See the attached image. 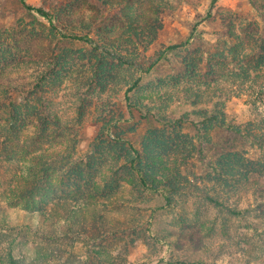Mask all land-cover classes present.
<instances>
[{"label": "rangeland", "instance_id": "374dc122", "mask_svg": "<svg viewBox=\"0 0 264 264\" xmlns=\"http://www.w3.org/2000/svg\"><path fill=\"white\" fill-rule=\"evenodd\" d=\"M26 2L55 26L0 0V230L30 226L13 256L264 264V0H218L195 30L210 0Z\"/></svg>", "mask_w": 264, "mask_h": 264}, {"label": "trees", "instance_id": "16d2710c", "mask_svg": "<svg viewBox=\"0 0 264 264\" xmlns=\"http://www.w3.org/2000/svg\"><path fill=\"white\" fill-rule=\"evenodd\" d=\"M20 3L23 5V7L27 10V11H30V12H33L34 14L44 18L48 23L49 25L51 26V28H53L55 26V18L54 16L48 12L47 10L41 8V7H37V6H33L29 3L26 2V0H19ZM218 0H210L209 2V5L206 9V13L205 15L201 16L200 18H198L195 23H194V28L193 30L196 29V27L201 24L203 21L209 19L211 17V13H212V8L214 7L215 3L217 2ZM60 36L62 37H66V38H69V39H72V40H78V41H82V42H85V43H88L94 47H97V45L94 44V41L93 39H91L90 37L86 36V35H66L64 33H60ZM186 42V41H184ZM184 42L178 44V45H181V44H184ZM178 45H170L167 47V49H172L174 47H177ZM139 80V78H136L135 81L132 83V85L130 87L127 88V92L130 90V88H132L133 85H135L137 83V81ZM9 111V114L11 116V118L14 119V121L18 122V119H19V115L18 113L14 110V109H11L9 108L8 109ZM135 151V150H134ZM136 156H132L129 160H132V159H135L138 157V153L135 151L134 152ZM135 164H137L136 162H133L130 167L131 168H135L137 169L138 167H134ZM87 167H88V164H87ZM137 173H141L140 169H137ZM142 175V174H141ZM235 175H238V174H235ZM141 183L143 184V186L145 188H151L147 185L146 183V179L142 176L141 177ZM45 181L46 184H48V180L47 178H45ZM45 183V182H44ZM246 183H249L251 184V179L250 180H243V179H240V178H236V185L233 186V188L231 187H228V186H223L224 188H226L225 190H227L229 193H232L233 196H235L234 194H240L239 191V187L237 186L238 184L242 186H245ZM255 182H253L254 184ZM259 182L256 183V185L258 184ZM252 186V184H251ZM231 188V189H230ZM45 194L48 195V193L44 190H42V188L40 187L39 183H38V180L37 181H33L31 182V185H30V189H26L25 191H22L21 193V196H24L25 197V206L27 208H31L37 201H36V198L39 197V198H44ZM239 196H237L238 198ZM214 199L213 200V203H214V206L220 204L218 203V199L216 198H212ZM39 201H45L44 199H41ZM221 202V201H219ZM244 211H241V210H238L236 211L235 209H233V213L235 216H239V215H242ZM11 228L7 229L5 228V230H3L4 232H2L0 230V244H2L0 247L3 249V252L0 253V259H5L6 260V264H21L20 263V259H17L13 256V253H12V250H13V245H12V239L10 240H7L8 237H9V232L13 231L14 229H17L18 232H22L24 235L26 234V231L24 229H28L30 226L27 225V227H23L22 226H10ZM65 228H67V224L65 223ZM41 235L44 237V235L47 236V241L48 244H53V245H58V244H61L62 242L65 241V238L68 236V234L64 233V234H60L57 235V233L53 232L52 234H47L45 232H42ZM96 240V238H94ZM25 242V241H24ZM7 244V248L5 247V245ZM0 248V249H1ZM91 248V249H90ZM90 248L86 249L85 253L87 254L86 255V264H98L99 261L102 260V255H100L98 252H95V250L93 249V245L90 246ZM93 249V250H92ZM37 250H42V247L38 246L37 247ZM37 251V252H38ZM61 254V253H60ZM104 255V254H103ZM3 256V257H1ZM49 261V259L47 260ZM47 261H45L46 264ZM38 261L35 257L34 258H31V261H29V264H44V262L42 261ZM64 262H69L70 263V258L69 256H65L64 258ZM97 262V263H96ZM66 264V263H64Z\"/></svg>", "mask_w": 264, "mask_h": 264}]
</instances>
